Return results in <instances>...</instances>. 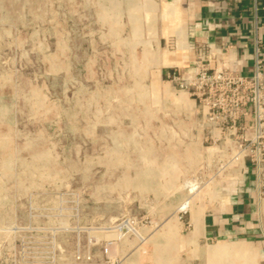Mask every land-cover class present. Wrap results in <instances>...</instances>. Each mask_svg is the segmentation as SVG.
<instances>
[{"label":"rangeland","instance_id":"1","mask_svg":"<svg viewBox=\"0 0 264 264\" xmlns=\"http://www.w3.org/2000/svg\"><path fill=\"white\" fill-rule=\"evenodd\" d=\"M81 3L0 0V264L193 257L191 217L239 162L180 124L153 41Z\"/></svg>","mask_w":264,"mask_h":264},{"label":"crops","instance_id":"2","mask_svg":"<svg viewBox=\"0 0 264 264\" xmlns=\"http://www.w3.org/2000/svg\"><path fill=\"white\" fill-rule=\"evenodd\" d=\"M82 2L87 11L93 8L100 29L131 32L132 38L146 45L153 41L160 51L158 61L165 79L169 72L190 69L201 47L218 52L213 66H227L250 76L261 58L264 70V0ZM179 92L184 100L177 109L180 124L204 135L208 128L201 127L198 101L186 90ZM209 130L214 141L207 143L201 137L202 144H208L209 157L226 159L221 154L220 129ZM217 189L218 200L211 208L191 217L188 235L193 257H182L183 251L179 254L176 247L174 264H264V163L240 158L238 167H233ZM202 239L213 242L202 245Z\"/></svg>","mask_w":264,"mask_h":264},{"label":"built area","instance_id":"3","mask_svg":"<svg viewBox=\"0 0 264 264\" xmlns=\"http://www.w3.org/2000/svg\"><path fill=\"white\" fill-rule=\"evenodd\" d=\"M217 53L201 47L190 69L169 72L168 77L198 101L201 126L208 128L207 143L214 141L209 128H218L223 138L221 154L227 160L249 157L264 163L263 59L256 60L254 72L247 76L227 66H213Z\"/></svg>","mask_w":264,"mask_h":264},{"label":"bare ground","instance_id":"4","mask_svg":"<svg viewBox=\"0 0 264 264\" xmlns=\"http://www.w3.org/2000/svg\"><path fill=\"white\" fill-rule=\"evenodd\" d=\"M132 226V225H131ZM131 228V227H130Z\"/></svg>","mask_w":264,"mask_h":264}]
</instances>
